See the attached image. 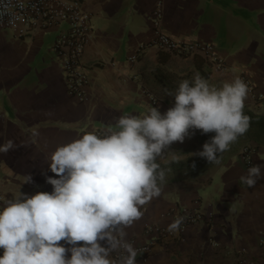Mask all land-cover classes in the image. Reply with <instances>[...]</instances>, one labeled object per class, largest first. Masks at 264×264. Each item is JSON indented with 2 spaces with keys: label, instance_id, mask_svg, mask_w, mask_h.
<instances>
[{
  "label": "crops",
  "instance_id": "obj_1",
  "mask_svg": "<svg viewBox=\"0 0 264 264\" xmlns=\"http://www.w3.org/2000/svg\"><path fill=\"white\" fill-rule=\"evenodd\" d=\"M66 1L92 15L94 33L81 60L89 76L85 102L68 95L52 50L68 24L29 28L22 23L17 31H0V147L14 144L0 151L4 207L20 193L53 191L47 179L59 177L49 163L59 146L93 129L118 131L121 116L142 117L149 107L166 113L179 84L197 74L216 88L246 75L253 88L248 87L244 113L264 119V0ZM158 8L162 16L156 26L150 18ZM157 32L180 43L212 44L226 69L216 70L200 55L161 51L152 45ZM202 136L196 130L158 158L161 168L171 169L166 183L125 229L134 247L151 246L148 255H137L136 264H264V136L240 139L233 153L207 170L193 153L195 138L208 142ZM245 147L254 150L251 165L241 155ZM254 165L262 166V178L249 187L240 177ZM186 210L201 217L184 231L159 239L148 233L151 226L173 224ZM117 253L112 258L119 262Z\"/></svg>",
  "mask_w": 264,
  "mask_h": 264
},
{
  "label": "clouds",
  "instance_id": "obj_2",
  "mask_svg": "<svg viewBox=\"0 0 264 264\" xmlns=\"http://www.w3.org/2000/svg\"><path fill=\"white\" fill-rule=\"evenodd\" d=\"M248 92L239 77L216 88L197 74L194 81L179 84L166 113L149 107L142 117L121 116L118 131L104 136L85 132L59 146L49 163L59 177L47 179L53 191L31 197L20 193L0 210V264H136L138 251L125 229L141 218L140 206L166 183L171 169L161 168L158 158L199 130L215 135L197 155L220 163L218 154L249 130L250 117L244 113ZM13 148L8 141L0 151ZM261 168L250 167L240 180L253 187L262 178ZM183 219L170 229L178 230ZM120 250L126 255L117 262L112 253Z\"/></svg>",
  "mask_w": 264,
  "mask_h": 264
},
{
  "label": "built area",
  "instance_id": "obj_3",
  "mask_svg": "<svg viewBox=\"0 0 264 264\" xmlns=\"http://www.w3.org/2000/svg\"><path fill=\"white\" fill-rule=\"evenodd\" d=\"M161 16L162 11L158 8L150 19L158 26ZM22 23L29 28L69 25V30L57 38L52 50L64 75L68 95L79 102L87 101L89 76L82 68L81 60L94 33L92 15L81 10L77 3L66 0H0V31H17ZM152 45L163 52L179 57L200 55L216 70L224 71L226 69V62L216 54L212 44L180 43L157 32ZM242 80L247 83L250 89L253 88L246 75L242 76ZM152 102L157 105L159 100L152 96ZM91 132H95L98 136L110 133L102 129H93ZM253 151L251 147H245L241 154L250 165L253 163ZM4 202V197L0 192V210L4 208ZM200 217L198 213L186 210L180 216L184 219L179 230L184 231L188 225L195 223ZM171 225L166 227L151 226L148 228V233L154 234L157 239L172 235L175 230L170 229ZM135 248L138 254L143 255H148L152 251L148 244ZM122 254L126 255L123 250H120L116 257L120 258Z\"/></svg>",
  "mask_w": 264,
  "mask_h": 264
},
{
  "label": "rangeland",
  "instance_id": "obj_4",
  "mask_svg": "<svg viewBox=\"0 0 264 264\" xmlns=\"http://www.w3.org/2000/svg\"><path fill=\"white\" fill-rule=\"evenodd\" d=\"M263 131L264 130H260L258 128L252 129V128L249 127V130L247 131V133L245 135L239 137L238 141L236 143H234V144L231 145L230 150H228V151H226V152H224L222 154H218V158L221 161V160L224 159V157L226 158L228 156V154L233 153L234 150L236 149V147L238 146V144L240 142V139L246 138V137H251V138L252 137H258V138H260L261 136H264L263 135L264 133H262ZM202 135H203L202 136V141L203 142L204 141L205 142L206 141L209 142L211 140L210 138H206L207 137L206 136L207 134H202ZM199 143L200 142L197 141V138H195V141H194V152H193L194 155H197V153H199V152H201L203 150V145L204 144H201V143L199 144ZM197 144H199L200 146H197ZM199 159H200L199 160L200 163H198L199 164V167H201V169H203V170H207L208 168H211V166H214V165L217 164V163H208L204 158H201L200 156H199Z\"/></svg>",
  "mask_w": 264,
  "mask_h": 264
},
{
  "label": "trees",
  "instance_id": "obj_5",
  "mask_svg": "<svg viewBox=\"0 0 264 264\" xmlns=\"http://www.w3.org/2000/svg\"><path fill=\"white\" fill-rule=\"evenodd\" d=\"M247 116L250 117V128L256 127L260 130H264V119L263 118H257L251 113H245ZM215 135V133H208L206 138H212Z\"/></svg>",
  "mask_w": 264,
  "mask_h": 264
}]
</instances>
